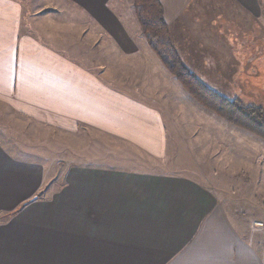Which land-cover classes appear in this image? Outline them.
I'll use <instances>...</instances> for the list:
<instances>
[{"label": "crops", "instance_id": "1", "mask_svg": "<svg viewBox=\"0 0 264 264\" xmlns=\"http://www.w3.org/2000/svg\"><path fill=\"white\" fill-rule=\"evenodd\" d=\"M66 1L110 48V67L86 66L70 36L51 34L21 0H0V105L54 131L104 135L120 143L114 154L164 159L163 93L184 90L118 0ZM159 1L176 47L206 77L219 70L207 47L225 48L219 63L230 54L203 25L210 12L247 15L264 34V0ZM129 163L71 165L58 182L0 143V264H264V220L230 213L194 178Z\"/></svg>", "mask_w": 264, "mask_h": 264}, {"label": "rangeland", "instance_id": "2", "mask_svg": "<svg viewBox=\"0 0 264 264\" xmlns=\"http://www.w3.org/2000/svg\"><path fill=\"white\" fill-rule=\"evenodd\" d=\"M21 1L26 9L25 14L29 10L33 11L35 18H38L37 22L49 29L51 34L70 36L68 43L76 44L73 55H78L86 66L110 67L108 60L112 51L105 45V41L100 40L99 45L96 43L98 38L94 36V31L69 2ZM118 1L122 13L138 26L132 0ZM225 9L226 5L223 4L222 11L225 12ZM204 19L206 21L203 25L208 29L209 37L221 39L228 44V63H219L220 59L225 60L224 47H207L211 54L202 48L201 56L206 58L205 55L210 54L217 60L213 65L219 68L206 77L202 64H192L189 61L186 56L187 47L179 48L180 57L183 55L189 69L222 96L239 97L246 103L264 107V34L261 26L247 15L231 12H210ZM172 38L174 44L178 45V35ZM258 39L261 40V46L257 45ZM111 58L114 59V55ZM113 65L121 66L124 72V64ZM163 94L167 96L164 106L166 123L170 126L168 154L162 160L152 159L135 150H131V154H114L116 148L121 146L120 143L104 135H93L80 130L69 134L54 131L21 118L2 105L0 143L21 158L42 163L58 182L62 181V175L68 166L117 164L124 159L130 161L128 166L137 169L182 173L212 187L230 213L249 220L256 219L260 223L255 225L262 226L264 141L205 110L185 91L178 95L166 89ZM92 145L93 149L87 152Z\"/></svg>", "mask_w": 264, "mask_h": 264}, {"label": "trees", "instance_id": "3", "mask_svg": "<svg viewBox=\"0 0 264 264\" xmlns=\"http://www.w3.org/2000/svg\"><path fill=\"white\" fill-rule=\"evenodd\" d=\"M132 8L149 47L190 98L230 125L264 141V107L246 103L239 97L222 96L189 69L173 42L171 29L164 19L160 1L132 0Z\"/></svg>", "mask_w": 264, "mask_h": 264}]
</instances>
